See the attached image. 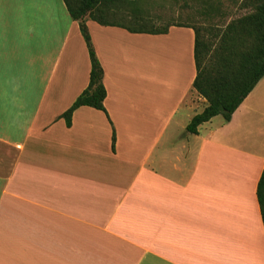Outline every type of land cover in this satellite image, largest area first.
Listing matches in <instances>:
<instances>
[{
  "label": "crops",
  "instance_id": "crops-1",
  "mask_svg": "<svg viewBox=\"0 0 264 264\" xmlns=\"http://www.w3.org/2000/svg\"><path fill=\"white\" fill-rule=\"evenodd\" d=\"M87 26L106 111L81 106L69 127L91 71L79 21L63 0H0V264H264V76L191 133L207 104L194 30Z\"/></svg>",
  "mask_w": 264,
  "mask_h": 264
},
{
  "label": "trees",
  "instance_id": "trees-1",
  "mask_svg": "<svg viewBox=\"0 0 264 264\" xmlns=\"http://www.w3.org/2000/svg\"><path fill=\"white\" fill-rule=\"evenodd\" d=\"M73 20L79 21L91 60L88 86L77 97L62 117L71 126L73 113L81 106H90L106 111L104 101L107 89L104 84V69L95 51L87 18L102 25L119 26L132 33L165 34L170 26H186L195 32L194 61L196 77L193 88L206 98L203 111L195 115L187 126L191 133L217 115L229 121L232 114L264 76V0H242L241 9L250 11L232 17L224 31L216 36V43L207 38L213 26L171 24L157 27L144 14L141 0H63ZM204 13L220 3L206 0ZM217 4V5H216ZM208 16V15H207ZM208 30V31H207ZM216 34V33H214ZM215 43V44H214ZM116 136L112 147L115 148ZM257 197L264 223V170L257 187Z\"/></svg>",
  "mask_w": 264,
  "mask_h": 264
},
{
  "label": "rangeland",
  "instance_id": "rangeland-1",
  "mask_svg": "<svg viewBox=\"0 0 264 264\" xmlns=\"http://www.w3.org/2000/svg\"><path fill=\"white\" fill-rule=\"evenodd\" d=\"M210 2L220 3V9L211 10L209 14L204 13L206 8V0H141L140 6L144 14L151 18V23L157 27H165L171 24H186L193 26H213L211 32L207 35L216 43V36H219L225 29L226 24L232 17L240 16L249 9H241L242 0H208ZM217 5V4H216ZM208 15V16H207ZM208 31V30H207ZM216 33V34H214ZM158 36L157 39L165 42L163 45L156 47L159 53L163 54L162 61L165 68L170 73H178L179 66L177 63L178 41L176 39L164 38ZM177 41V42H176ZM214 43V44H215Z\"/></svg>",
  "mask_w": 264,
  "mask_h": 264
}]
</instances>
